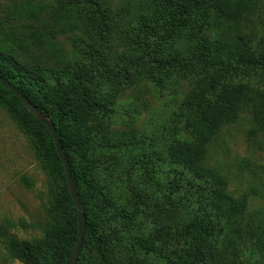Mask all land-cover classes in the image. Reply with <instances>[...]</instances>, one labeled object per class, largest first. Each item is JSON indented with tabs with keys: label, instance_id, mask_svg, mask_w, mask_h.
Instances as JSON below:
<instances>
[{
	"label": "trees",
	"instance_id": "1",
	"mask_svg": "<svg viewBox=\"0 0 264 264\" xmlns=\"http://www.w3.org/2000/svg\"><path fill=\"white\" fill-rule=\"evenodd\" d=\"M260 12L264 0H0V75L54 123L87 218L77 264H264V209L207 163L242 111L264 125ZM177 78L191 87L171 142L122 128L127 90ZM0 108L42 162L48 217L32 242L0 237L12 260L69 264L78 216L53 137L1 82Z\"/></svg>",
	"mask_w": 264,
	"mask_h": 264
},
{
	"label": "rangeland",
	"instance_id": "2",
	"mask_svg": "<svg viewBox=\"0 0 264 264\" xmlns=\"http://www.w3.org/2000/svg\"><path fill=\"white\" fill-rule=\"evenodd\" d=\"M249 24L253 36H264L263 12ZM190 87L191 80L177 78L161 91L143 80L121 98L122 128L144 137L153 135L159 148L166 146L179 132L173 114ZM259 121L250 109L242 111L211 142L207 158L209 166L228 179L232 196H249L252 213L264 209V125ZM42 166L31 138L0 108V226L22 241L41 238L48 220L47 174ZM0 264H23L10 259L2 237Z\"/></svg>",
	"mask_w": 264,
	"mask_h": 264
},
{
	"label": "water",
	"instance_id": "3",
	"mask_svg": "<svg viewBox=\"0 0 264 264\" xmlns=\"http://www.w3.org/2000/svg\"><path fill=\"white\" fill-rule=\"evenodd\" d=\"M0 82L3 83L11 92H13L15 96L18 97L20 101L26 106V108L35 116V118H37L40 122H42L48 128L49 132L51 133L53 137L57 153L65 169L67 183H68L71 197L74 202V207H75V210L78 216L77 240L74 245L72 254L70 256V260H69V264H77L78 254L81 249L83 239L85 236V232H86L87 218H86L85 212L80 202V198H79L78 191H77L75 181L73 178L71 166L69 164V161L65 153L63 152L61 140L57 132V129L54 123L48 118V116L44 112H42V110H40L37 106H35L14 84H12L9 80H7L2 75H0Z\"/></svg>",
	"mask_w": 264,
	"mask_h": 264
}]
</instances>
